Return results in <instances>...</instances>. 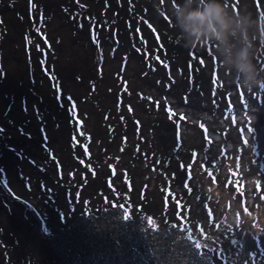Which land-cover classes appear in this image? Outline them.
<instances>
[{
    "label": "trees",
    "instance_id": "1",
    "mask_svg": "<svg viewBox=\"0 0 264 264\" xmlns=\"http://www.w3.org/2000/svg\"><path fill=\"white\" fill-rule=\"evenodd\" d=\"M180 2L0 0V144L9 143L10 153L0 170L8 176L9 161H22L35 171L28 191L15 175L7 179L14 194L0 181V264H38L37 257L40 264H233L232 256L240 263L226 248L225 256L210 251L221 247L216 235L190 231L175 167L161 156L165 173L151 168L152 150L221 165L210 151L236 153L239 181L261 176L256 185L244 181L249 187L238 191L240 206L264 208V103L258 92L249 101L229 86L234 78L211 44L183 46L171 12ZM224 3L237 15L264 19V0ZM255 61L264 67L259 39ZM215 97L223 98L225 116L215 115ZM234 100L239 109L226 104ZM226 119L239 123L231 135L217 122ZM133 120L139 123L121 125ZM117 154L123 163L110 162ZM122 167L127 172L115 173ZM166 176L170 190L161 185ZM211 179L229 193L220 175ZM130 183L154 206L129 199ZM155 207L165 211L160 225L144 212ZM223 211L215 210L210 229L219 228ZM259 242L249 241V260L264 264Z\"/></svg>",
    "mask_w": 264,
    "mask_h": 264
},
{
    "label": "rangeland",
    "instance_id": "2",
    "mask_svg": "<svg viewBox=\"0 0 264 264\" xmlns=\"http://www.w3.org/2000/svg\"><path fill=\"white\" fill-rule=\"evenodd\" d=\"M5 78H7V73H4L2 76L3 80H5ZM57 83L60 85L59 82ZM229 86L234 87L237 90L244 91L249 101H252L253 94L255 92H258L259 94H256L261 97L262 102L264 103V89L260 91L254 90L252 92H247L235 81ZM222 104L223 98L215 97L214 102L212 103L215 115L225 116V111ZM226 104L232 109H239V105L236 100H234L232 103ZM217 122L221 124L222 128L224 129L223 132L225 133V135H231L235 133L239 128V123L236 121L230 122L229 120H227L226 124H224L222 121ZM134 123H139V121H123L121 125L125 127ZM219 123H215V125H218ZM8 134L12 138L14 137V131ZM6 146H9V143H4V145L0 144V160L7 159V157L10 155V153H8L5 149ZM242 151H252V148L246 147L243 148ZM210 152L218 155L223 165H221L219 162L214 161L211 157H205L202 160L196 159L195 162L191 163L180 162L178 159L176 161L175 158H172L173 156H163L159 153V151L152 150L151 155H155L154 159L156 160L157 164L152 165L151 168L153 171L155 170L157 172V175H160L161 172L165 173V171H163L159 166V162L162 159L161 156L168 160L169 165L175 167L178 181L182 184V188L186 189L184 196L186 204L188 206V227L190 229H193L190 231L210 232L213 235H216V241L221 245L220 249L226 248L229 253L237 255V258L240 262L238 264H248L247 261L255 264L254 261L249 260L248 243L251 239L257 236L258 238L264 239V232L261 231L264 230V208L256 209L254 211H248L243 206H240L241 202H238V191L241 187H249V184L247 183L256 185L257 182H260L259 180H261V176L250 175L249 177L244 178L243 180L247 183L244 181H239V179L236 177L238 176V166L235 165L237 164L236 153L233 154V158H227L225 157V155L229 152H224L219 148H216L215 150H212ZM10 158H8V160ZM247 158L248 156L245 155L239 161L240 164H245ZM110 162L123 163V160L121 159V156L117 154ZM207 163L214 164L215 166L207 165ZM179 164L181 165V167H178ZM5 167L8 168L9 175L7 176L6 173L4 175V171L0 170V181L2 184L5 183V187L10 191V193L14 194L13 190H10L7 183V179L10 180V175H15L17 186L20 189L28 191L30 188L29 184L31 183L30 174L35 171L27 172L22 161L17 162L13 165H11V162L9 161V164ZM109 170L111 171L110 168ZM169 170L170 169H167V173L169 172ZM209 170H215V172L210 173ZM119 172H127V170L125 169V167H122L115 173ZM214 175L221 176L223 187L229 190V193L216 184V179H211ZM157 182H159L160 184L159 180L155 181V183ZM171 184L172 181L169 180L166 176V183L161 185L165 186L167 190H170ZM126 192L129 199L137 201L140 205H153L151 199H149V197L144 193V190L141 191L135 189L132 183L128 184ZM244 200H247V198L245 197ZM253 202L254 198L251 199V203ZM2 205H4V198L0 197V207ZM223 205L225 207H223ZM221 208H225V211H223V215L221 216V224L219 228L210 229V223L212 222L215 210L217 209L219 211ZM144 212L156 225L164 223L163 214L165 213V211L163 210V208L159 210L155 207L154 211ZM228 226L235 227V231H228ZM238 226L241 227V232L239 231ZM233 238H235L236 240H242L244 246L240 247L239 245L233 244L231 242ZM260 255L261 254L258 251L257 257L260 258ZM42 259V257H37L35 261L40 264L42 262ZM231 259L233 264L237 263L233 256L231 257Z\"/></svg>",
    "mask_w": 264,
    "mask_h": 264
},
{
    "label": "clouds",
    "instance_id": "3",
    "mask_svg": "<svg viewBox=\"0 0 264 264\" xmlns=\"http://www.w3.org/2000/svg\"><path fill=\"white\" fill-rule=\"evenodd\" d=\"M179 41L187 49L211 44L234 81L249 92L264 89V67L255 61L264 19L249 11L237 15L224 0H182L171 10ZM256 264V263H255Z\"/></svg>",
    "mask_w": 264,
    "mask_h": 264
},
{
    "label": "snow or ice",
    "instance_id": "4",
    "mask_svg": "<svg viewBox=\"0 0 264 264\" xmlns=\"http://www.w3.org/2000/svg\"><path fill=\"white\" fill-rule=\"evenodd\" d=\"M181 119H183V117H181ZM248 132H253V129L252 128H248L247 129ZM245 143H247V141H245ZM259 187V184L257 185ZM264 198V197H262ZM129 217H125V219H128ZM262 232H264V230H261ZM189 239H191L189 237ZM254 239L257 240V244L259 246L260 242H259V238L258 236L257 237H254ZM233 244H236V245H239L240 247H243L244 244H243V241L242 240H236L235 238H233V240L231 241ZM193 247L195 249H199L201 247V245L198 243V242H193ZM210 251L214 252V253H217L219 256H225L226 255V252L224 250H221L219 248H215V249H210ZM201 255H204L203 253H200Z\"/></svg>",
    "mask_w": 264,
    "mask_h": 264
}]
</instances>
